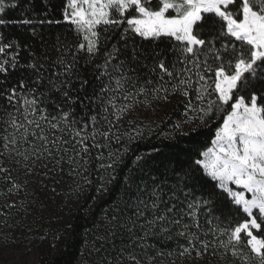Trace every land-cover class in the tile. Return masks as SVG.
<instances>
[{
  "label": "snow or ice",
  "instance_id": "1",
  "mask_svg": "<svg viewBox=\"0 0 264 264\" xmlns=\"http://www.w3.org/2000/svg\"><path fill=\"white\" fill-rule=\"evenodd\" d=\"M6 7L17 4L0 0V14ZM9 24L24 26L42 51L0 32V226L22 227L9 219L30 214V183L49 181L55 193L67 175L83 192L93 150L96 161H110L98 165L108 177L96 191L106 192L131 144L145 127L152 133L151 121L137 123V109L180 96L184 119L165 138L219 122L211 146L195 160L174 156L171 175L136 183L135 197L106 214L95 264H142L136 249L143 264H156L165 254L150 256L146 241L173 227L187 240L181 258L211 250L218 264H264V0H65L62 19L0 15V26ZM148 158L136 156L135 166ZM2 238L16 240L11 231Z\"/></svg>",
  "mask_w": 264,
  "mask_h": 264
},
{
  "label": "trees",
  "instance_id": "2",
  "mask_svg": "<svg viewBox=\"0 0 264 264\" xmlns=\"http://www.w3.org/2000/svg\"><path fill=\"white\" fill-rule=\"evenodd\" d=\"M16 3V8L6 7L3 15L5 19H23L31 18L33 15L39 17L45 12H50L51 18L62 19V10L65 0H6V4ZM66 25L52 26L51 31H62L66 28ZM0 32H3L7 42V39L16 38L22 42L32 43L37 53L42 51L39 45V41L34 40L30 33L26 31L24 26L20 25H6L0 26ZM163 47V45H161ZM10 54V53H9ZM21 57H26L25 52H21ZM21 62H25L24 59ZM18 74H13L9 80V86L16 83ZM0 79H4L0 75ZM264 87V85H258ZM3 90V85H0V91ZM184 98L180 96H174L171 98V103L168 104V111L157 119L156 123H151L152 133L149 134L147 127H145L144 138L135 141L130 146V151L123 157V163L116 166V170L113 173L115 179L111 184L107 185L106 192H97L101 181L100 177L103 176L107 179L108 173L98 168L99 163H108L110 161H96L95 150H93V160L90 165L91 172L89 179L92 180V184L86 186L83 192L77 193L75 191V185L71 177L64 176V180L61 184L66 190L74 194L75 199L70 209L68 219L64 222L62 232L58 235L54 241L53 246L46 253L42 254L38 261L34 264H95L98 259L96 251L92 252L90 244L100 248V242L96 240V234L100 232L103 234V228L105 223L106 214H110V210L115 208L117 204L121 207L123 203L129 199V196L133 198L136 195V183H150L149 173L152 174H164L171 175V169L174 167V161L170 163L174 156H179L180 160H195L198 158L196 155L199 151H203L206 147L211 145V140L214 137L215 129L219 122L209 121L207 125H201L194 131L190 130V127L182 129L183 133H176L171 138H165L164 134L169 133L173 129V125L184 119L182 113L184 112V106L179 101ZM0 105L7 107V102L3 98H0ZM140 123V122H137ZM198 123V122H197ZM144 126L149 125L143 122ZM128 125L125 123L122 130H127ZM121 145L113 143V149L119 148ZM105 155H107V150ZM138 155H146L150 158L147 159V163L143 168H137L135 166V159ZM15 175V173H13ZM132 176L134 183L127 186L125 178ZM22 179V177H21ZM32 184V183H31ZM69 185H72L71 187ZM6 187L2 181H0V188ZM126 187L129 189L126 193ZM226 212V209H222ZM219 214V211L217 212ZM185 223L190 222L187 218L183 221ZM201 223L204 228L207 229L206 217L201 216ZM181 230L180 227H173L169 233L164 236H150L146 241L147 244L153 245V248L148 250L150 256H155L157 251H163L164 256L158 257L156 264H172L175 260L180 261L184 258L179 257L177 254L180 251L179 245L187 246V240L177 235ZM170 237V239L166 238ZM211 239V237H209ZM95 241V243H94ZM119 239L116 240V244L119 245ZM131 250V249H130ZM140 249H136L138 257L143 259L140 255ZM172 251L174 255L169 257L167 253ZM86 253L92 254L94 261L87 258ZM192 255H196L195 251ZM210 257L211 250L208 254ZM218 263V257H215ZM222 264V262H221Z\"/></svg>",
  "mask_w": 264,
  "mask_h": 264
},
{
  "label": "rangeland",
  "instance_id": "3",
  "mask_svg": "<svg viewBox=\"0 0 264 264\" xmlns=\"http://www.w3.org/2000/svg\"><path fill=\"white\" fill-rule=\"evenodd\" d=\"M168 104L157 106L154 102L153 108H155V111L152 109L145 111L143 107L138 108L137 112L140 114V119L137 122H141L142 120V122L148 124L150 121L151 123H156L160 115L168 111ZM45 183L48 186L43 189H40L36 184H29L28 191L30 193L33 189L36 190L35 196L30 195L28 197L30 201L35 200V204L30 207V214L26 218H23V215H13L9 219V223L20 221L22 227L5 229L3 226H0V264L36 263L42 254L52 248L54 241L62 232L64 222L68 219L75 196L68 190H66L67 193L64 192L65 187L63 185H55L57 190L53 193L51 188L54 185L49 181ZM22 198L23 193H21V196L13 197L12 199L18 202ZM4 202V198L0 197V204ZM27 229H31L32 231L29 232ZM5 231H11L16 240L9 239L7 243H4L2 233ZM99 235H101L100 232L96 234V237ZM41 237H45V239L41 240ZM89 246L92 252L98 248L93 246L92 243ZM86 256L94 261L91 253H88V255L86 253ZM140 259L143 264V259ZM209 262L211 264H218L216 258L209 255H204L203 258H197L196 255H192L191 259L184 258L177 261L176 264H209Z\"/></svg>",
  "mask_w": 264,
  "mask_h": 264
}]
</instances>
